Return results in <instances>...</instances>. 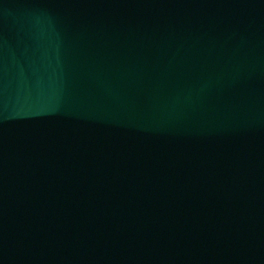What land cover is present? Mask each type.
Instances as JSON below:
<instances>
[{
	"label": "water",
	"instance_id": "95a60500",
	"mask_svg": "<svg viewBox=\"0 0 264 264\" xmlns=\"http://www.w3.org/2000/svg\"><path fill=\"white\" fill-rule=\"evenodd\" d=\"M0 264H264V0H0Z\"/></svg>",
	"mask_w": 264,
	"mask_h": 264
}]
</instances>
